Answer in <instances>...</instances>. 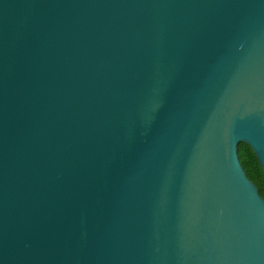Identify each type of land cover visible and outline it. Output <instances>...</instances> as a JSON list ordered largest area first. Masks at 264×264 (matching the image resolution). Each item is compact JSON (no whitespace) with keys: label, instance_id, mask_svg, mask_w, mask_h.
<instances>
[{"label":"water","instance_id":"1","mask_svg":"<svg viewBox=\"0 0 264 264\" xmlns=\"http://www.w3.org/2000/svg\"><path fill=\"white\" fill-rule=\"evenodd\" d=\"M264 0H0V264H264Z\"/></svg>","mask_w":264,"mask_h":264},{"label":"trees","instance_id":"2","mask_svg":"<svg viewBox=\"0 0 264 264\" xmlns=\"http://www.w3.org/2000/svg\"><path fill=\"white\" fill-rule=\"evenodd\" d=\"M237 156L245 174L256 185L259 194L264 197V176L250 146L244 142H239L237 144Z\"/></svg>","mask_w":264,"mask_h":264}]
</instances>
